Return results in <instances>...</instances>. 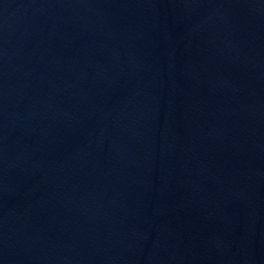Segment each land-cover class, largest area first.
I'll list each match as a JSON object with an SVG mask.
<instances>
[{
  "label": "water",
  "instance_id": "95a60500",
  "mask_svg": "<svg viewBox=\"0 0 264 264\" xmlns=\"http://www.w3.org/2000/svg\"><path fill=\"white\" fill-rule=\"evenodd\" d=\"M0 264H264V0H0Z\"/></svg>",
  "mask_w": 264,
  "mask_h": 264
}]
</instances>
